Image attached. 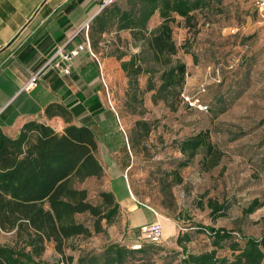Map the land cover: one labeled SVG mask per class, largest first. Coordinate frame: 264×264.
<instances>
[{
  "label": "rangeland",
  "instance_id": "1",
  "mask_svg": "<svg viewBox=\"0 0 264 264\" xmlns=\"http://www.w3.org/2000/svg\"><path fill=\"white\" fill-rule=\"evenodd\" d=\"M206 1L208 8L194 13L193 30L184 28L182 19L171 27L178 48L173 59L186 67L183 91L207 84L204 99L210 111H189L175 98L169 106L152 102L148 75H139L137 85H128L121 70L110 81L104 78L107 87L101 83L100 100L114 122L104 120L102 128L94 129L95 157L103 174L78 187L88 191L93 204L100 190L111 191L119 214L110 225L102 221V233L72 240L74 249L68 246L66 257L75 261L112 242L127 247L142 243L148 254L139 264H182L185 253L212 249L203 227L264 237V22L253 0ZM216 69L221 85L211 81L209 73ZM152 78L157 86V74ZM198 134L205 145L178 169L179 144ZM254 199L259 207L245 214ZM136 202L143 205L141 210H130ZM211 203L224 205L226 212L213 214ZM152 223L161 225L159 243L145 242L141 236V228ZM182 234L190 241L178 245L176 238ZM13 238V233L0 231V245L12 244ZM224 255L230 259L229 252L217 250L219 258ZM42 259L68 264L51 243Z\"/></svg>",
  "mask_w": 264,
  "mask_h": 264
},
{
  "label": "trees",
  "instance_id": "2",
  "mask_svg": "<svg viewBox=\"0 0 264 264\" xmlns=\"http://www.w3.org/2000/svg\"><path fill=\"white\" fill-rule=\"evenodd\" d=\"M208 4L206 0H113L103 7L105 25L115 26L117 32H129L130 43L125 50L137 49L134 54L128 55L127 51L117 57L128 85H137L139 75H148L146 89L153 91L152 102L160 100L169 106L170 99L175 98L185 109L195 111L181 98L186 67L173 59L178 48L171 25L182 19L184 28L193 30L197 26L194 13L208 8ZM154 15L158 23L149 27ZM127 55L128 60L122 61ZM155 74L157 86L152 78ZM218 74L220 82L216 85H221L220 70ZM65 110L53 104L44 114L46 118L65 117ZM88 111L97 116L101 109ZM204 145L205 139L199 134L182 141L178 146V169L186 167ZM96 150V136L86 124H69L58 133L46 124L28 121L14 138L0 130V231L14 234L12 244L0 245V264H52L42 259L48 243L68 264H139L148 254L142 243L127 247L112 242L99 252L79 255L75 261L64 255L68 246L74 249L72 240L102 233V221L110 225L119 214V204L111 191L100 190L99 201L93 204L88 191L78 187L86 179H99L103 174ZM257 207L259 203L254 199L244 212L250 214ZM210 209L213 214L226 212L222 204L211 203ZM200 229L207 233L212 249L190 254L183 247L182 264H264V237H245L223 228ZM189 241L187 234L176 238L178 245ZM217 250L229 252L230 259L226 255L219 258Z\"/></svg>",
  "mask_w": 264,
  "mask_h": 264
},
{
  "label": "crops",
  "instance_id": "3",
  "mask_svg": "<svg viewBox=\"0 0 264 264\" xmlns=\"http://www.w3.org/2000/svg\"><path fill=\"white\" fill-rule=\"evenodd\" d=\"M107 1L0 0V130L5 135L14 138L28 121L61 133L69 124L94 131L113 120L100 100L101 83L107 87L105 79L121 70L117 57L126 55L130 34L104 24L101 10ZM157 23L154 15L149 27ZM129 49L130 55L137 52ZM53 104L66 109L65 117L46 118L44 110ZM92 108L101 112L91 116ZM136 206L143 207L136 202L130 210Z\"/></svg>",
  "mask_w": 264,
  "mask_h": 264
},
{
  "label": "built area",
  "instance_id": "4",
  "mask_svg": "<svg viewBox=\"0 0 264 264\" xmlns=\"http://www.w3.org/2000/svg\"><path fill=\"white\" fill-rule=\"evenodd\" d=\"M113 0H108L103 5L106 6L110 4ZM255 8L259 13L260 19L264 22V0H253ZM82 46H79L78 49L82 50ZM208 70H211L208 67ZM67 69L64 70V73H67ZM213 77L211 81L214 84H218L220 82V76L218 74V69L215 71L212 70L211 73ZM34 83V79L31 80L29 86H32ZM207 91V84L200 85L197 89L192 90L190 93H185L184 91L181 94V98L183 103L186 104L190 109L198 111L200 113H207L209 107L206 102L203 100V96ZM141 236L144 238V241L152 242V243H159L161 239V225L159 223H152L150 225L143 226L140 230ZM137 246V245H135Z\"/></svg>",
  "mask_w": 264,
  "mask_h": 264
}]
</instances>
